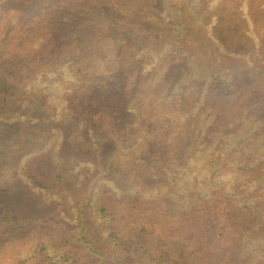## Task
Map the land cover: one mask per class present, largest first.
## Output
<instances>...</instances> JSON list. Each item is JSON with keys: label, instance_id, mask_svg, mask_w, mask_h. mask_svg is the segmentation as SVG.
Returning <instances> with one entry per match:
<instances>
[{"label": "trees", "instance_id": "1", "mask_svg": "<svg viewBox=\"0 0 264 264\" xmlns=\"http://www.w3.org/2000/svg\"><path fill=\"white\" fill-rule=\"evenodd\" d=\"M159 1L158 5L157 0H47L45 7L44 0L28 2H33L32 11L48 12L44 16L51 20L40 37V49L46 51L65 25L75 51L46 69L43 64L39 69L33 66L26 75L20 73L18 60H8L2 70L4 76L13 78L14 90L3 91L0 104L15 101L24 108L40 92L34 89L46 80L45 73L60 71L63 78L57 82L67 84L68 98L59 111L61 116L80 103L93 71L103 74L94 86L105 89L106 98L102 103L93 99L73 112L78 121L73 128L80 137L68 157L55 145L59 138L64 142L63 133L47 149L52 160L51 184L30 175L26 161L14 169L15 178L38 204L30 214L34 219L29 223L22 219L1 247L13 253L10 264H26L36 255L46 264H187L164 250L154 255L155 249L146 247L149 231L145 227L130 238L119 237L113 215L98 202L106 192L160 203L168 215L181 218L190 217L199 204L211 206L224 196L236 206L237 217L248 224L238 235L232 264H264V92L251 103L252 94L264 88V66L253 62L259 75L253 80L247 65L232 69L223 79L197 57L205 54L201 45L207 42L215 56L219 54L216 47L222 52L226 48L208 12L200 8V0H185L181 5ZM9 2L0 0V9ZM25 3L15 0L6 15L0 13L1 46L13 36L22 38L28 28L27 20L20 17ZM255 12L264 19V0ZM190 15L198 25L187 19ZM38 17V13L33 15L34 20ZM148 25L168 27V39L161 46L167 31L162 34ZM83 27L95 33L92 40L82 38ZM203 27L204 39L195 38L194 43L186 37ZM133 28L138 31L132 33ZM86 44L94 50L93 64L83 59L85 52L91 55L89 47L84 51ZM26 45L29 42L22 40L8 46L15 50ZM30 45L35 46L32 41ZM104 65L106 70L101 71ZM142 81L154 86L140 89ZM52 83L47 81L46 87ZM120 97L126 103L124 117L118 108ZM82 133L88 135L86 140ZM105 140L113 141L116 150L103 158ZM5 173L10 175L9 170ZM24 197L14 199L15 205L27 202ZM52 212L56 216L48 215ZM163 221L156 217L150 224L162 226Z\"/></svg>", "mask_w": 264, "mask_h": 264}, {"label": "rangeland", "instance_id": "2", "mask_svg": "<svg viewBox=\"0 0 264 264\" xmlns=\"http://www.w3.org/2000/svg\"><path fill=\"white\" fill-rule=\"evenodd\" d=\"M29 1L27 0V3H25L27 8L22 10L20 17L27 20L28 28L33 27L36 29L27 28L23 31L22 38L13 36L10 43L7 42L9 44L0 45V94L3 91L13 93L14 90V87H12L14 84L13 78L4 76L2 70L7 65L8 60H18L21 66L20 73L26 75L31 73L34 67L38 66L39 69L42 64L46 69L49 67L48 64L59 63L65 55L75 51V48H70L72 38L71 35H67L69 27H65V25L47 45L46 51L40 49V37L43 35V31L46 30V24L51 20H48L49 16H44L48 12L32 11L33 2L28 3ZM46 1L42 2L43 6ZM184 1L172 0L178 5L183 4ZM14 2L15 0H10L9 3L2 5L1 15H6L14 8L15 6L7 9ZM159 3L160 1L157 0L158 5ZM260 3L261 0H200V8L208 12L207 17L211 19L215 28L214 31L226 44L225 53L219 50L218 47L214 49L219 53L216 56L214 51L206 46L208 42L201 45L205 49V54L197 57L207 69L213 70L224 77L223 79H227L226 77L230 72L232 73V69L238 68L240 65H247L249 67L248 77L251 80L259 76L255 73L257 71L253 64L258 63L259 66H264V19H259L257 16H263L255 12L260 7ZM142 9L144 10V8ZM49 11H52V9H49ZM36 13L39 14V17L34 20L33 15ZM232 16H237V19L231 21L230 17ZM187 19L197 24L191 15L187 16ZM148 27L156 29V31L160 30L162 34L167 31L161 38L159 46H161L162 40L166 41L168 39L170 32L167 26L148 25ZM137 31L136 28L132 29V33ZM35 32L37 33L35 34ZM91 32L92 29L83 27L80 34L84 40H92L95 33ZM205 34L206 28L203 27V31L196 30L195 33L187 34L186 37L195 43L196 39H204ZM22 40L29 42V45L11 50L10 47ZM31 41L34 42V47L30 45ZM258 41L261 44H258ZM88 47L91 55L89 56L85 52L83 59H85V62L93 64L92 55L94 50L88 44L83 46L84 51ZM166 59L170 60V58ZM4 60L5 62L1 63ZM169 60L164 61V64H167ZM184 65L186 64L184 63ZM103 70H106V65L103 66L101 71ZM12 75L13 71H10V76ZM102 76V72L95 73L93 71L89 74L90 87L81 94L80 103L74 104L72 112L67 115L61 116L59 112L68 101L65 95L67 84L61 85L57 82V78H63L62 71L57 74L45 73L46 80H43L34 89V92H40L35 93L34 97L24 103V108L15 105V101L14 103L6 102V106L0 104V264H10L12 262L13 253L10 249L1 247L6 246L10 240L9 235L22 219L26 218L25 223H29L31 219H34L30 214L35 213L36 204H38L36 199L34 200L30 194L26 193L24 184L15 178L14 169L19 165H24V161H26V168L30 175L43 183H52L51 152L47 149L54 144L57 135L63 133L66 139L63 143H60L59 138V142L55 145L59 152L68 157L72 146L80 137V132L73 128L74 124H78L73 112L81 105H88L93 99H96L98 103H102L103 99L106 98V90L94 86L95 80ZM13 77L15 76L13 75ZM47 81L53 82L52 85L46 87ZM217 82L222 84L221 81ZM67 83L69 84V81ZM20 85H23L22 82H20ZM145 85L146 87L154 86L151 82L145 83L142 81L140 89H143ZM76 89V87L72 89V94ZM259 92H264V88L256 90L252 94L251 103L261 94ZM16 94L17 92L13 95ZM122 99L120 97L117 101L120 115L124 117L127 115V111L125 110L126 103H123ZM15 111L19 114L14 115ZM29 114H31L32 120H30ZM121 116L118 120L121 119ZM206 116L207 112H204L201 119L204 121ZM8 120H11V122H7ZM81 135L83 140L88 137L86 133ZM115 150L116 146L113 141L105 140L101 145L103 158ZM5 170H9L10 175L6 174ZM19 195L25 196L24 198L28 201L23 200L20 204L15 205L14 199H18ZM30 202L35 204L34 208ZM98 202L104 205L113 215V228L119 237L130 238L140 228L145 227L150 233L146 235L148 240L146 247L155 249L154 255H158L162 250L167 251L172 258L180 263L232 264L238 235L242 233L244 226L248 225L237 217L236 206L224 196L220 197L211 206L204 203L199 204L192 215L187 218L168 215L166 209L160 203L142 202L130 197L118 198L111 192L100 195ZM56 214V212H52L48 215L56 216ZM156 217L164 220L162 226L150 224ZM26 264L46 263L43 262L42 256L36 255Z\"/></svg>", "mask_w": 264, "mask_h": 264}]
</instances>
